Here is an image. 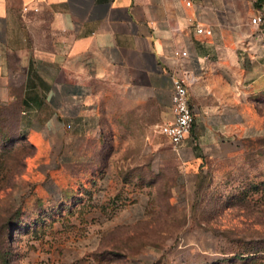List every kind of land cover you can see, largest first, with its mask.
Instances as JSON below:
<instances>
[{
    "label": "rangeland",
    "instance_id": "rangeland-1",
    "mask_svg": "<svg viewBox=\"0 0 264 264\" xmlns=\"http://www.w3.org/2000/svg\"><path fill=\"white\" fill-rule=\"evenodd\" d=\"M257 102L256 133L198 166L182 163L150 105L110 100L97 150L49 141L46 117L20 123L14 105L0 108V264H264Z\"/></svg>",
    "mask_w": 264,
    "mask_h": 264
},
{
    "label": "crops",
    "instance_id": "crops-1",
    "mask_svg": "<svg viewBox=\"0 0 264 264\" xmlns=\"http://www.w3.org/2000/svg\"><path fill=\"white\" fill-rule=\"evenodd\" d=\"M255 15L262 17L258 25L250 23ZM178 75L187 78L194 113L174 149L182 163L219 158L255 134L264 94V5L0 0V108L14 105L20 123L46 117L49 141L81 137L97 150L110 100L131 109L150 105L160 123L169 119Z\"/></svg>",
    "mask_w": 264,
    "mask_h": 264
},
{
    "label": "built area",
    "instance_id": "built-area-1",
    "mask_svg": "<svg viewBox=\"0 0 264 264\" xmlns=\"http://www.w3.org/2000/svg\"><path fill=\"white\" fill-rule=\"evenodd\" d=\"M261 20L260 15H255L251 17L250 23L258 25ZM196 31L201 32V29L197 28ZM184 54L185 52H180V55ZM169 113V119L159 123L157 130L165 137L170 146L176 149L188 134L194 117L187 99V78L183 75L171 79Z\"/></svg>",
    "mask_w": 264,
    "mask_h": 264
},
{
    "label": "trees",
    "instance_id": "trees-1",
    "mask_svg": "<svg viewBox=\"0 0 264 264\" xmlns=\"http://www.w3.org/2000/svg\"><path fill=\"white\" fill-rule=\"evenodd\" d=\"M256 2H257V5L258 3H262L264 5V0H256Z\"/></svg>",
    "mask_w": 264,
    "mask_h": 264
}]
</instances>
